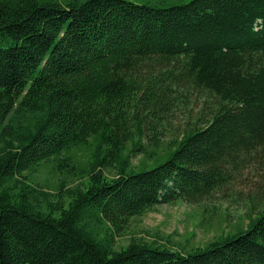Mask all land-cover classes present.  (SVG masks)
Instances as JSON below:
<instances>
[{
  "label": "trees",
  "instance_id": "16d2710c",
  "mask_svg": "<svg viewBox=\"0 0 264 264\" xmlns=\"http://www.w3.org/2000/svg\"><path fill=\"white\" fill-rule=\"evenodd\" d=\"M50 161L75 184L34 185ZM179 201L243 224L116 247ZM0 264H264V0H0Z\"/></svg>",
  "mask_w": 264,
  "mask_h": 264
},
{
  "label": "rangeland",
  "instance_id": "374dc122",
  "mask_svg": "<svg viewBox=\"0 0 264 264\" xmlns=\"http://www.w3.org/2000/svg\"><path fill=\"white\" fill-rule=\"evenodd\" d=\"M130 1L137 4L170 6L189 3L191 0ZM94 147L93 142H90L88 145L74 147L64 155L71 157L76 166L83 168L88 160L92 158ZM166 149L167 145L161 146L153 158L139 154L137 157L132 158V164L138 168L142 167V165L154 168L167 159ZM105 173L108 177L116 176V171L113 168H107ZM77 178L62 173L57 168L55 161L44 163L36 173L30 176V180L34 185L39 184L50 192L56 191L61 182L74 185ZM254 181L258 183L259 180L256 178ZM241 213L242 210L239 208H233L231 210L232 218L228 221L226 212L223 210L210 212L206 211L204 207L190 205L183 201L160 204L153 210L134 217L123 236L117 240L116 247L126 246L133 237L142 238L146 241H152L160 237L163 239V243H171L170 246L173 249L181 250H191L196 247L206 246L223 233L227 231L233 232L238 224L242 225ZM168 239L170 243H167L166 240Z\"/></svg>",
  "mask_w": 264,
  "mask_h": 264
}]
</instances>
